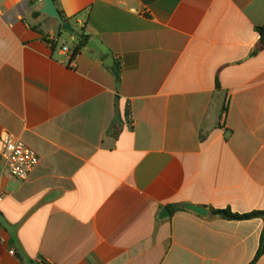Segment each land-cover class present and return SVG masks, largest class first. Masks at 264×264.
<instances>
[{
  "label": "crops",
  "instance_id": "1",
  "mask_svg": "<svg viewBox=\"0 0 264 264\" xmlns=\"http://www.w3.org/2000/svg\"><path fill=\"white\" fill-rule=\"evenodd\" d=\"M56 5L100 52L0 0V138L39 157L24 181L0 157V264H250L263 221L211 210H264V0Z\"/></svg>",
  "mask_w": 264,
  "mask_h": 264
},
{
  "label": "trees",
  "instance_id": "2",
  "mask_svg": "<svg viewBox=\"0 0 264 264\" xmlns=\"http://www.w3.org/2000/svg\"><path fill=\"white\" fill-rule=\"evenodd\" d=\"M57 1L58 0H55L56 3ZM59 11L65 22L71 21V18L67 17L62 10H59ZM59 26H60V30L65 32V30H63L62 24H60ZM256 31L260 34V40H259L258 46L254 54L261 51L264 48V25L257 27ZM80 34H81V37L76 38V43L74 44L70 52V57H69L70 63L73 62L75 58L78 56V54H80L82 50L86 48L89 41L91 40V35L85 29H81ZM52 48L55 49V44L52 45ZM113 73H114V77L116 79L117 85L119 86L120 81H121L120 68L115 67L113 69ZM125 116H128L127 112H125ZM169 208L172 210V212H175L180 209V206H169ZM211 214L213 216H216L221 219L228 220V221H247V220H253V219H261L264 223V210H255L250 213L239 214V213L233 212L229 208L228 209H217V210L214 209V210H211ZM263 255H264V227L261 233L259 249L257 251V254L254 260L250 264H257Z\"/></svg>",
  "mask_w": 264,
  "mask_h": 264
},
{
  "label": "built area",
  "instance_id": "3",
  "mask_svg": "<svg viewBox=\"0 0 264 264\" xmlns=\"http://www.w3.org/2000/svg\"><path fill=\"white\" fill-rule=\"evenodd\" d=\"M50 44H56L55 38H50ZM69 52L68 47H64ZM0 157L5 162L9 174L18 180H27L32 171L39 163V157L35 151L10 133H4L0 138ZM0 197V202H1ZM14 255V252H11ZM46 264V263H45Z\"/></svg>",
  "mask_w": 264,
  "mask_h": 264
},
{
  "label": "water",
  "instance_id": "4",
  "mask_svg": "<svg viewBox=\"0 0 264 264\" xmlns=\"http://www.w3.org/2000/svg\"><path fill=\"white\" fill-rule=\"evenodd\" d=\"M44 1V8L42 9V13L47 15L49 18L57 20L60 24L63 26V30L73 34L76 38H80L81 34L76 32L74 28L72 27L70 22H65L62 18L60 11L56 5L55 0H43ZM88 48L94 49L98 52L101 50L97 46V44L94 42V40H90L88 43ZM183 208L186 210H189L191 212H194L201 216H206L208 214V210L202 206H197L193 204H185L183 205ZM170 215V212L168 209H164L162 211V218H165ZM0 223L9 231H13L11 226L4 220L2 214H0Z\"/></svg>",
  "mask_w": 264,
  "mask_h": 264
},
{
  "label": "rangeland",
  "instance_id": "5",
  "mask_svg": "<svg viewBox=\"0 0 264 264\" xmlns=\"http://www.w3.org/2000/svg\"><path fill=\"white\" fill-rule=\"evenodd\" d=\"M70 37H69V35H67V37H66V39L68 40V42L71 44V41H70V39H69Z\"/></svg>",
  "mask_w": 264,
  "mask_h": 264
}]
</instances>
